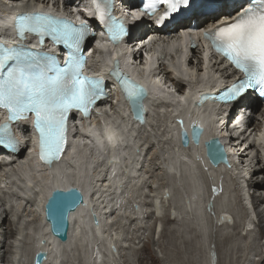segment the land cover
Segmentation results:
<instances>
[{"label":"bare ground","instance_id":"1","mask_svg":"<svg viewBox=\"0 0 264 264\" xmlns=\"http://www.w3.org/2000/svg\"><path fill=\"white\" fill-rule=\"evenodd\" d=\"M13 1H15L13 7L24 9V8H32L35 4H43L45 6V4H49L50 0H13ZM5 2L8 1L0 0V13L5 15L6 18H4V20H7L10 17L11 10L9 9V6L5 5ZM219 7L220 8H218V10H213L207 13L194 10L190 14H188L190 15V17L184 19L179 25L181 26L182 29H189L192 26V21L195 20L196 23L198 24L196 29L201 30L208 26L214 25V23L221 21V19L223 20L225 18H231L233 5H230L227 2H223ZM145 25H148V22H145ZM177 33L178 32L172 33L170 28H167L161 32V34L163 35L177 34ZM8 37L10 36L8 35ZM173 37L179 38V35H174ZM170 50H172V48H170ZM175 51L176 54H178V52L182 54L183 52V50H179L178 48ZM201 51H203V47H201L200 45H198L195 48L191 47V49L188 48V44L186 45V54L184 53L185 56L183 59L186 61V64L189 66V71L191 73H194V69L200 73L203 71V66L205 67V62L204 60H202L199 54ZM139 53H141L139 50L135 52L137 60H139ZM177 63L178 65L181 66L186 65L179 62ZM177 63L175 61L173 62L174 65H177ZM93 65L95 67V63H93ZM220 67L221 65L217 67V70L219 69V71H222L223 73H225V71L228 70L227 68L220 69ZM205 68L207 72L214 77V70H212V68L210 67L208 68L207 66ZM166 74L167 73H164V75ZM211 76H208V78H210L209 81L215 78V77L212 78ZM167 77L170 78L172 82L178 86L179 91L183 90V84L180 80L174 79L169 74H167ZM228 77L229 74L223 76V78H228ZM113 97L114 96H112V98ZM178 97L176 96V94L174 95L168 93L167 97H165V100L171 103L173 109L179 110L182 108V102H180ZM248 98L249 95L246 97L244 101L249 100ZM117 103L118 104L116 103L113 104L111 101V107L113 108L114 113L113 115L111 114L110 116H109L110 112L107 110V107L110 106V100L108 99L104 104L103 103L99 104L96 113L94 115V118L91 119L93 126H95V123L98 124V122H100L101 120L100 117H102L105 121H106V117H108L109 121L117 120V118L120 117L122 113H124L122 107L123 103L122 101H120L119 97H117ZM244 107L245 106L243 105L239 106V108L236 109L235 113L239 114ZM162 108L168 109V105L164 104ZM148 109H150V107H148ZM156 118H157L156 124H140V125L132 124L131 126L133 132L132 137H135L134 146L132 148V153L129 159L121 161L122 163L125 164L124 166L126 167L123 168L121 173L118 175L117 177L118 182L116 179H114V177L110 175V171L107 169L106 157H105L106 149L103 150L105 154L100 153L98 157L93 159L92 164L89 167H87L86 164L83 165V160L86 157L85 155L88 153V151H90L89 142L92 140L93 137H88V136L86 137L82 132H80V130H76L74 137L71 139V141L75 144L74 145L75 149L74 151L72 150L69 151V153L63 154V159L66 160L65 164L67 165V168L70 169V171L77 173L78 170V172L80 173L79 180L74 179V181H69L67 183H64V185L65 186L72 185L74 187H78L84 192L86 198L88 197L91 201L89 205L93 204L96 217L100 219V225L98 228H96L95 225L92 226L94 224L92 220L82 215L84 206L83 205L80 206L70 216V229H69L70 236L68 240L69 244H67V242L66 243L60 242L56 237H54L51 234V232H47L49 227L48 223L44 222L43 216L39 218V214L37 213V209H39L42 214L44 213L42 204L36 206V202L33 199L34 195L33 193H31V192H35L34 190L40 187L44 189L48 188V191L46 193L48 197L52 188H54L57 185L64 186L63 184H57L54 187L49 188L48 184L50 182L51 175H53V171L56 170L55 167L56 163L55 165H48L47 168L41 166L36 158H32L31 160L22 163L23 160L27 158V156H25L24 151H21L15 157L16 161H14L12 164H6L5 162H0V169L4 166H9V168L11 169L8 175L2 176L0 173V264H33L35 255L38 250L48 251L49 257L43 264H64L66 261L67 262L70 260L76 261L78 251L79 253L81 252L82 255L84 256L83 262H85L86 264H92V261L93 263L95 262L96 264H106L105 263L106 257L104 255L108 254L107 251L112 248L110 247L111 245L107 244L106 250L109 245L110 248L105 253L103 252V250H100V248H94V247L92 248L91 247L92 245L90 244L89 240L92 233L93 234L97 233L99 234V236L101 233H102L101 236L103 234L106 235L105 230L108 229L109 223L115 220V219L113 220V217L115 216L116 212H119V215H123V217L129 219L130 217L132 218V215L134 214L132 213L133 209L134 212L136 211L135 210L136 206L138 209V208H142L141 207L142 204L143 205L145 204L147 206L148 205L154 206L156 204L158 208H160L162 211L160 215H157L158 214L157 209L145 211L144 213H147L148 215L152 216L157 220L160 221L164 220L166 223H169L171 220L167 216L166 210L163 207L166 206L167 203L166 199H168L166 196L167 193L170 194L169 193L170 191L166 187L165 181L163 180L157 185H151L150 187L152 193L146 195L145 199H141L140 202H138V204L135 205L132 204L133 209H131L130 207L132 211H128V209H125L123 207H122L123 209L119 208V210H116L115 208L118 202H117V198H114L113 196L115 195L122 196L123 194H128L134 189V187L139 188L141 198H143L145 193L147 192V191L144 192V189L145 188L147 189L148 184L150 183H148L147 180L144 178V176L146 177V175L142 174L143 168L145 167V163H146L145 159L147 154H145L144 156V152L146 151L145 143L147 142L149 143L153 142V145L154 146L157 145L158 148H153L154 146L149 147L150 151H152V154H150L151 169L149 170L147 169V171L146 170L145 171L147 173H151V177L153 178H155L156 176L158 177L159 175H162L163 178H165L168 175L170 176L175 175L176 177L179 178L182 174H188L192 183V194H193L192 204H194L197 208L196 223L201 221L200 223L201 228L203 229V231H205L206 234H208V223L203 219L204 214L201 206V201L204 202L205 208L209 207L211 199L208 197L209 191L207 185H209L213 189L214 194L217 192V194H220L221 196L223 195L224 189L220 187L221 186L220 182L222 181V176H224L225 173H224V168H222V166H226L227 164H221L219 165V167H213L212 169H204L201 166L202 164L205 165L204 157L200 155H196L195 157L188 156L190 155V150L192 149V147L185 149V155L187 156H184L180 153L177 154L175 152L174 143H170L168 139L169 136H171V138H173L174 140L176 139V131L174 126L182 125V124H176L175 119H173L172 123L169 124L168 128L165 127V129H162V125H160L159 122L162 121V118L158 116ZM182 118L183 120H186L188 116L184 114ZM161 124L163 123L161 122ZM98 125L104 127L106 132L108 131L106 134L108 141L109 140L108 134H111L112 131L115 130L114 126L106 127V124H98ZM148 126L151 127V130L153 131V135H151V132L148 134V136L145 134L146 131L148 132L147 130ZM223 127L224 124L215 123L212 124V126H210V124H207V130L205 132V135L208 132L212 133L213 130L215 129H217V131L220 132V129H222ZM258 127L259 124L257 123L255 129H257ZM22 128L29 130V126L27 125L22 126ZM238 129L239 128H235L233 130V133L237 132L235 130ZM246 133H247L246 131H242L238 135V137H234L231 139V143H232L231 151L233 152L234 155L239 156L240 161H242V164H244L245 159L248 158L251 150L256 149V144L254 142L248 143V136ZM100 134L101 132H98L96 133V136H99ZM249 136H251V134ZM104 138L105 135H103L100 138H96V140L102 141ZM202 142L203 139L201 138V143ZM102 144L106 145V143H102ZM262 149L264 151V145L262 146ZM177 151H180V149L178 148ZM94 153L95 152L91 151L90 155L94 156ZM233 154H230V156L228 157L230 160ZM107 155H108L107 157L110 156V154ZM165 156H167V158ZM131 157L135 158L134 162H131ZM259 161L255 162L254 160H252L248 165L247 169H243L240 172L241 174L240 177L244 178V180L247 181L248 183V188H249L248 194L253 199L254 207L258 216L259 225L260 228L262 229V233L264 236V176L263 178L259 179L260 176L258 175V174L264 175V172H262L264 171V167L260 164L262 161L261 160ZM121 162L119 163L121 164ZM178 162H180V164ZM17 168H19L20 170H18ZM59 169L61 170L62 168L59 167ZM125 171L128 172L126 173ZM27 172L29 173V178H28L29 185H27L24 181V175ZM116 172L117 174L119 173L118 168L116 169ZM90 174H92L91 177ZM89 177L91 182L90 185L85 183L86 186H84L81 185V183H79L80 180L85 181ZM110 181H112V183L114 184L115 187L114 189H112L111 184L108 183ZM251 189H254L253 193H251ZM157 192L160 193L161 195H158ZM153 193L154 195H151ZM148 196L150 197L148 198ZM35 206L37 209L35 208ZM98 209H100L101 212H99ZM102 213L105 214L106 219L102 216ZM224 213H226V211L223 210L219 215L220 220L221 217H225L228 219V216L225 215L222 216ZM183 215L184 217L182 218H187L188 212L184 213ZM147 216L145 218H148ZM133 218L131 221H135L137 219V217L135 216ZM86 222L88 223V230L86 229ZM105 226L106 229L104 230ZM194 227L195 229L194 228L193 229L196 230L197 229L196 224ZM158 229L161 230V224H159ZM202 234L204 233L202 232ZM202 236L205 237V235ZM41 237H46L47 242L45 244H41L40 241ZM204 237L203 239L206 240L207 236L205 238ZM86 238L88 239V241L86 240ZM111 241H109V243ZM116 243L120 245V243L118 242ZM116 247L117 246L115 245V250ZM147 249L149 248L147 246H144V250ZM112 250L113 248L111 249V252ZM118 251L120 254V250ZM170 254L173 256L172 260L170 261V264H178L177 260L174 258L175 253L170 252ZM208 254H209V264H214L215 263L214 252L211 249H209ZM150 259L153 260L152 253L150 258L146 252L143 253V255L141 256V261L143 264H147V262ZM181 264H186L184 257L181 258Z\"/></svg>","mask_w":264,"mask_h":264},{"label":"snow or ice","instance_id":"2","mask_svg":"<svg viewBox=\"0 0 264 264\" xmlns=\"http://www.w3.org/2000/svg\"><path fill=\"white\" fill-rule=\"evenodd\" d=\"M155 2L169 6V10L157 19L156 23L159 24L164 22L170 12L176 11L181 3H187V0ZM96 7L102 19L103 11L98 3ZM145 8L154 10L152 4H146ZM17 27L21 36L26 31H37L43 36L45 29L61 33L63 40L58 38V42L74 38L78 43L83 36V22L81 30L73 33L68 31L66 25H53L50 18L39 15H20ZM120 31L123 32L122 27ZM206 35L212 39L216 51L244 73V80L232 86L226 99H235L246 87L264 86V0H259L256 7L246 8L232 23ZM118 38L113 36V39ZM9 62H13V66L9 68L7 77L0 80V106L9 109L12 120L26 119L27 113H34L33 123L40 134V158L47 163L58 160L67 140L66 120L69 111L75 108L87 116L90 106L99 99L98 82L82 75L80 69L84 61L74 56L69 57L63 68L53 67L45 61L48 71H33L37 65L35 57L0 48V71ZM48 72L54 74L49 75ZM116 74L119 75L118 66ZM121 82L129 100L137 104L144 90L128 79H122ZM7 129L8 125H5L4 131ZM5 143L8 147L13 146L11 140L0 138V144ZM53 203L57 207L61 206L58 201L54 200Z\"/></svg>","mask_w":264,"mask_h":264},{"label":"rangeland","instance_id":"3","mask_svg":"<svg viewBox=\"0 0 264 264\" xmlns=\"http://www.w3.org/2000/svg\"><path fill=\"white\" fill-rule=\"evenodd\" d=\"M150 154H152V151L147 155L148 161H146L143 168L144 173L142 172L143 175H146L144 178L150 183L147 189H144V192L147 191L144 197L141 198L139 188L135 187L128 194L113 197L117 198L120 209L123 207L128 211H132V204H138L141 199H145L146 195L152 193L150 186L157 185L163 180L170 191V196H166L168 199H166L167 203L164 208L171 221L166 223L164 220H157L144 213L153 210L152 205L142 204V208L135 209L137 212H134L133 209L132 213L135 215L133 214L132 218L137 217L135 221H131V217L126 219L123 215H119V212H116L118 217L115 214L116 218L113 217V220H115L110 222L111 224L109 223L108 229H106V226L104 228L108 231L105 230L106 235L101 236V233L100 237L99 234L92 233L89 240L92 248H100L105 253L110 247L117 246L116 250L111 252V248L107 251L108 254L104 255L106 264H143L141 256L145 252L149 258L151 253L153 254V260L150 259L147 264H170L173 258L170 252L175 253L174 258L178 264H181L182 257L185 258L186 264H209V249L216 254L215 264H264V236L259 225L253 199L248 194V183L244 178H235V174L231 175L230 173L222 176L223 183L220 186L224 189L222 196L217 192L212 194V188L207 185L208 197L212 195L209 207L205 208L204 202L201 201L203 219L208 223V234H206L201 228L200 222L196 223L197 208L192 204V183L188 174H182L179 178L174 175H168L165 178L162 175L155 178L151 177V173L146 172L147 169H151ZM165 157L167 158V156ZM250 160V156L245 159V169L250 164ZM178 163L180 164V162ZM258 175L260 176L259 179L264 176L263 174ZM253 190L251 189V193H253ZM157 194L161 195L158 192ZM151 195H154V193ZM223 210H227L223 215L230 216V220L227 219L228 223H220L219 215ZM186 212H188V217L182 218ZM146 216L148 218H145ZM159 224H161V230L158 229ZM195 224L197 226L196 230H194ZM202 235L207 236L206 240L203 239L204 236ZM88 239L86 238L87 241ZM109 241L111 242L109 243ZM107 244L111 246L109 245L110 247L108 246L106 250ZM144 246L149 249L144 250ZM118 250H120V254ZM77 253L78 259L76 257V261L70 260L64 264L85 263L83 262L84 256L82 253H79V251ZM92 264L96 263L92 261Z\"/></svg>","mask_w":264,"mask_h":264},{"label":"water","instance_id":"4","mask_svg":"<svg viewBox=\"0 0 264 264\" xmlns=\"http://www.w3.org/2000/svg\"><path fill=\"white\" fill-rule=\"evenodd\" d=\"M193 138L196 144L201 141L202 128H194ZM183 143L184 146H188L190 139L188 133L183 130ZM207 150V156L209 157L211 163L218 166L221 162L227 163V154L222 145V143L214 138L205 143ZM58 201L61 206L57 207L54 205L53 201ZM85 204V194L78 187H72L69 189L55 188L51 191L44 205V214L46 222L49 224L51 234L56 237L60 242L66 243L69 239V229H70V216L75 212L80 206ZM92 216L94 225L98 228L100 225V220L96 217L95 212L92 210ZM230 220V216H228ZM115 250V246L112 247ZM47 252L40 250L36 253L34 258V264H42L44 260L47 259Z\"/></svg>","mask_w":264,"mask_h":264}]
</instances>
